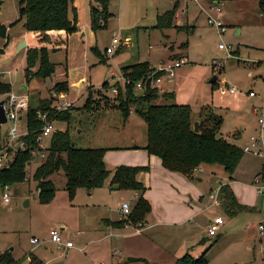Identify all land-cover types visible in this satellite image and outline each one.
<instances>
[{
  "label": "rangeland",
  "instance_id": "1",
  "mask_svg": "<svg viewBox=\"0 0 264 264\" xmlns=\"http://www.w3.org/2000/svg\"><path fill=\"white\" fill-rule=\"evenodd\" d=\"M211 1L110 0L108 26L97 31L91 27L88 2L86 11L82 12V24L87 32H73L62 48L56 51L48 44L50 60L56 63V72L52 76H34L29 82L26 80L27 49L38 47L28 41V45L11 54V58L9 55L3 58V54H0V72L5 73V76H0V81L4 79L11 84V93L27 94L32 106L52 96L58 81H68L69 91L65 96L57 97L54 104L60 109L70 106L72 118L70 122L53 121L54 125L57 129L70 130L74 147H104L111 150L107 163L110 169L126 165L122 161H136V154L129 151L135 148L146 150L147 123L136 110L139 103L131 105V113L126 119L120 109L105 106L106 97L113 101L117 95L113 91L116 84L124 86L121 77L124 67L141 61L159 67L186 57L187 61L176 69L173 78L163 79L160 90L167 91L169 82H174L172 87L176 88L178 98L193 104L194 119L199 117L204 105L211 103L213 98H230L231 93H223L219 86H215L217 83L220 85L223 78L239 88L232 98H236V94L247 95L245 104L255 98L249 95L250 89L264 93V16L259 11L261 0H224L220 14L209 8ZM19 2L4 0L2 4L0 23L8 26L9 39L0 38V47L5 46L7 40L9 44L18 30L27 32L25 20L17 21ZM173 8L176 9L173 26L157 28L158 15ZM208 13L218 16L224 23V33L221 34L215 25L208 22ZM179 26L183 28L179 29ZM32 34L37 36L34 32ZM33 35H29L32 41L35 39ZM114 36H119L122 44L116 45L113 53H108L106 49L112 44ZM220 44L232 45V51H235L233 56H228L227 50L221 49ZM215 75L218 80L214 85L209 80ZM105 83L107 86H104ZM135 92L139 94L141 91L136 89ZM3 95L7 97L9 94L0 95V99ZM89 98L93 99V107L88 110L85 105ZM177 101L174 97L160 96L152 103L168 104ZM251 110L253 106L251 108L248 103L244 106V114L234 110H226L222 114L218 111L225 119L219 135L226 139L232 137L235 130L241 128L239 123L246 119ZM23 115L19 124L27 131V116L24 112ZM8 128V122L2 124L3 132ZM247 129L241 128L238 143L241 144L249 135L250 132L245 133ZM51 135L46 134L43 138V145L47 148ZM130 146L132 148L125 149ZM46 152L41 150L27 165L28 180L25 178L10 186L8 202L3 198L4 189L0 185V264H7L1 261L3 255H9L15 264H30L31 255L41 257L48 264H97L106 257L108 247L105 241L101 243L90 239L95 230L92 228L93 219L88 218L93 215L123 217L125 213L121 204L129 202L132 210L137 202L134 192L111 191L105 183L94 195H89L90 191L82 188L71 199L66 189V172L61 169L51 176L57 190L53 198L45 203L40 198L34 173ZM263 163V158L245 153L232 174L215 164L195 169L192 181L186 182L190 181V189H196L204 195L202 201L198 202L201 209H210H205L207 216H198L193 223L201 240L192 246L189 252L192 256L197 258L206 253L207 264H264V233L259 234V220L264 215V194L257 191L258 212L235 217L229 216L224 207L211 206L209 197L211 188L217 187L221 181L229 183L231 177L244 183L241 189L254 184L256 173ZM199 177L204 181L199 182ZM97 201L102 204L99 209L93 205ZM219 213L225 218V228L219 230L217 236L205 239L204 224L207 217L211 214V218H214ZM61 225L65 226L61 231L64 241L72 240L73 247L58 246L50 240V229L60 228ZM32 237L38 238L41 243H32ZM115 264L154 263L116 259Z\"/></svg>",
  "mask_w": 264,
  "mask_h": 264
},
{
  "label": "trees",
  "instance_id": "2",
  "mask_svg": "<svg viewBox=\"0 0 264 264\" xmlns=\"http://www.w3.org/2000/svg\"><path fill=\"white\" fill-rule=\"evenodd\" d=\"M75 0H20L19 18L25 20V29L31 33H38L40 45L27 49V64L25 77L29 82L34 76L47 78L56 72V63L49 57L50 48L59 50L67 42V37L79 30V15L74 4ZM110 0H90L91 27L94 31L108 26ZM259 11L264 16V0L259 3ZM176 9H170L158 15L156 27L160 29L173 26ZM15 24V23H14ZM13 24V25H14ZM183 26H179V29ZM65 31L66 37L55 35V32ZM0 38L9 39L8 26L0 23ZM33 43L32 40L29 41ZM185 45V44H183ZM0 47V54H4L5 48ZM95 49V48H94ZM151 66L148 61H141L124 67L122 75L127 83L122 86L117 83V95L114 100L106 97V107L118 108L125 119L131 113V105L139 103L137 112L144 117L147 123L146 151L150 155L160 158L163 167L172 172H177L187 178H193L194 171L203 164L220 165L224 170L232 174L245 152L243 147L233 143L220 134L224 123L222 115L218 114L211 105L202 108L200 131L195 132L193 127V110L189 104L178 103H152L160 97V88L151 87L152 77L163 74L162 70ZM145 82V89L136 94V83ZM217 82L214 83V85ZM107 86V83L104 84ZM52 96L43 98L37 106L29 104L26 110L28 130L24 136L29 148L18 152L7 167L0 163V185L12 186L13 183L25 180L27 165L31 160V149L37 148L36 138L41 133L45 124L39 117V113H46L49 121L70 122L72 110L58 108L54 102L61 94L69 91V83L66 80L58 81L54 85ZM12 91L9 82L0 81V95L9 94ZM173 97L171 92H168ZM93 99L89 98L85 109H91ZM5 131L0 124V137H4ZM3 141L0 140V150ZM104 147H74L70 130L57 129L51 135L50 145L42 163L34 173L40 198L43 202H49L55 195L56 184L51 176L64 169L67 176L66 189L71 199H74L79 189L92 191L104 186L112 175L111 190H133L141 194L133 209L120 221L113 222L105 219L104 222L115 227L127 224H138L143 221L152 210L151 201L144 196L145 185L138 180L141 171L150 169L148 165H118L110 169L106 163ZM264 165L262 166V169ZM262 172V171H261ZM222 194V197H221ZM220 198L225 203L226 211L231 216L242 211H250L253 208L239 202L237 196L229 185L221 187ZM143 260L142 258H129L128 261ZM1 261L7 264H15V260L9 255L1 256ZM206 253L195 258L189 252L179 257L174 264H207ZM31 264H44L35 255H31Z\"/></svg>",
  "mask_w": 264,
  "mask_h": 264
},
{
  "label": "crops",
  "instance_id": "3",
  "mask_svg": "<svg viewBox=\"0 0 264 264\" xmlns=\"http://www.w3.org/2000/svg\"><path fill=\"white\" fill-rule=\"evenodd\" d=\"M88 2L90 4V0L74 1V4L79 14L78 32L84 31L83 34L87 32V29L85 25L82 24V12L86 11ZM22 26L24 28V23H22ZM29 35H33V34L28 31L26 32L23 29L18 30L17 33L14 34L13 39L9 42L8 46L5 48V54H3L2 57L5 58L7 55H9L10 57L11 54L17 52L18 45L22 40L25 39L27 42L30 41ZM36 35L37 36L34 35L32 36L33 38H35L33 39V44H32L33 46L40 45V42L37 40L39 34L36 33ZM55 35L60 36L62 38L66 37L65 31L55 32ZM68 38L69 36L67 37V41ZM2 80L6 81L4 79ZM226 80L229 82L227 78H223L221 82ZM173 85L174 82H169L168 84L169 87H167L168 90L165 92H161L160 90V96L172 97L168 95L170 94L168 92H171L175 100H178L176 103L189 104L192 106V110H193L192 103H190L189 101H182L181 99L178 98L179 94L177 93L176 88L172 87ZM215 86L218 87L219 83H217ZM251 91H253V89L249 90V92ZM231 94L234 95L233 93ZM232 95L230 96V98H227L226 96L224 97L220 96L217 98L215 97L212 99L213 101L207 105H211L216 112L219 111L221 114L223 113V111L226 110L228 111L234 110L244 114L245 112L244 106H247L248 103L251 108L253 106V110H251V113L248 114V116L246 117L245 120H243V122L239 123V127L248 128L245 131V133L250 132L249 135L242 140V142L246 143L249 142L250 136L256 134L258 131V117L255 108L264 105V93L263 92L260 93L256 91L255 98L249 99L251 101H248L247 104H245L246 101L248 100L247 95L242 96L240 94H236V98H232ZM214 99H216V101ZM241 128H237L234 134L232 135V137H227V140L236 143L240 146H243V144L245 143L241 142L240 144L237 142L238 138L241 137V133H242ZM128 148H132V146L126 147L125 149L127 150ZM135 149L136 150H132L129 152L136 154V161L129 160L122 162L127 163L126 165H148L151 168L150 171L149 170L141 171L138 174V180L141 181L146 187L144 196L151 201L152 210L150 213L146 215L145 219L139 222L138 224L131 223L121 227H115L111 224L104 222V220L108 219L110 221L117 222L122 220L126 216L125 214H123V217L121 216L119 218H115L110 215L108 217H105L107 215L104 216L93 215L90 218H88V220H90L91 218L93 219L92 228H94L93 229L95 230L94 233H96L95 235L93 233V236H90V239L92 241L101 242V243L105 241V245L108 247L107 249L108 252H106V257L104 259H101L102 261H99L97 264H115L116 259L127 262L129 258H142L143 260H147L148 263L150 262L154 264H174L179 257L190 252L192 246L200 242L201 240L199 237L200 233L198 230L194 229L193 223L195 222L198 216H207L205 212L206 210L208 211L207 208L210 209V207L205 208L206 209L205 210V209H201V207L199 206L198 202L202 201L204 195H202L201 192L197 191L196 189L193 188L190 189L191 187V184L189 183L190 181L186 182L193 178L190 179L180 173L168 171L163 167L159 157H157L156 155H150L146 150H137V148ZM110 153L111 150L108 149L105 156L106 163H108L109 160L108 157H111L109 156ZM135 162L137 163L135 164ZM207 165L210 164H203L201 166H207ZM261 171L262 168L259 169L256 174L259 175ZM112 175L109 178V180L106 182L105 184L106 187L110 186ZM197 180H199V182L204 181L202 177H199ZM241 184L244 183L239 181L237 178L232 179L231 177L229 183H225L221 181L217 187L211 188L210 190V194H211V192H213L218 187L229 185L230 188L235 193V195L237 196V199L239 200L240 203L253 208V210L242 211L232 217L241 216L243 214L250 216V214L252 213L254 214L259 211V208H257L256 205L258 192L254 184L253 183L249 184L248 185L249 187H245L243 189H241V187L244 186H242ZM101 188L90 191L89 195H94L95 191ZM109 190H111L110 187ZM111 191H118V190H111ZM133 192H134V197H136L135 199L137 200L141 193L139 191H133ZM218 198H219V203L213 204V199L210 197L211 206L219 205L221 208L222 207L226 208L225 203H223L222 198H220V195H218ZM93 205L94 207H97V209L102 207V204L98 201L93 203ZM228 215L231 216L230 214ZM216 216H222L224 219V222L220 225L219 230L225 228L226 221L224 216L221 215L220 213L214 215V218ZM207 218H208L207 221H205L206 224H204L205 239L215 237V236H210L208 234V225L212 222L214 218H211V214H209V217ZM263 219H264V215L259 220V225L263 221ZM60 228L61 230H64L65 226L61 225ZM259 234H261L260 229H259ZM256 240L257 239L255 238L254 241ZM119 255L121 257H119ZM115 256H118L119 258L118 257L116 258ZM38 258L41 259L44 262V264H48L46 260L42 259L41 257ZM29 261L31 264V257H29Z\"/></svg>",
  "mask_w": 264,
  "mask_h": 264
},
{
  "label": "built area",
  "instance_id": "4",
  "mask_svg": "<svg viewBox=\"0 0 264 264\" xmlns=\"http://www.w3.org/2000/svg\"><path fill=\"white\" fill-rule=\"evenodd\" d=\"M223 5H224V0H213L211 1L209 8L217 12V14H220L223 11L222 8ZM208 22L210 24L215 25L221 34L226 31V27L224 23L219 19L218 16H214L211 13H208ZM119 44H122V39L119 36H114L112 38V44L108 46V48L106 49L107 52L113 53L114 48L116 47V45ZM219 47L221 49H226L228 52V56H233L234 51H232L233 49L232 45L220 44ZM186 61H187L186 58L176 59L173 62H170L169 64H165L157 67L156 70H162L163 74L160 76L152 77L151 87H160L165 77L170 79L173 78L175 76L176 69L182 66V64L185 63ZM121 77L124 80V85H125L127 83V79L123 75ZM145 87H146L145 82L142 80L137 82L135 86V88L140 91H143ZM219 90L223 93H227V92L235 93L237 92L238 87L235 85H231L230 82L226 80L219 85ZM113 91L116 92L117 94L118 92L117 87L113 88ZM249 95L255 96L256 92L251 91L249 92ZM61 96L63 97L65 95L61 94L60 97ZM1 99L4 100L3 105L5 108L7 122L10 124V128L5 130V132L7 131V134L4 133L5 135L4 137H0V140L3 141V147L0 150V163L8 167L10 165V162L14 159V156L18 152L25 151L26 149L29 148L26 139H24V136L27 134V131L26 130L24 131L21 125L19 124V122L23 120L24 117L23 112L26 113V110L29 107V98L28 95L24 93L22 94L9 93L7 97L3 95ZM67 107L70 106H66L62 109H65ZM255 111L258 117V131L256 134L250 136L249 142H247L243 146V150L245 153H251L264 159V105L260 107H256ZM39 117L43 121H45V124L42 128L41 133L35 139L38 145L37 148L31 149L32 157L30 162H32L33 158L36 157V154H38L41 150H47V147L43 145L44 136L46 134H51L55 130H57V127L54 125V122L52 120L51 121L48 120V116L46 113H39ZM46 153H44L43 156L46 157ZM26 180H28L27 175H26ZM254 184L256 186L257 191L259 193L264 194V168L262 169V172L256 176ZM3 189H4L3 198L6 202H8L11 192L10 186L6 185L4 186ZM220 189L221 187H218L210 194V197L213 199V204L219 203L218 195ZM121 208L126 215L131 211L129 202H123L121 204ZM223 222L224 219L222 216H216L212 220V222L208 225V234L210 236H216L220 228V225ZM259 229L261 231V234H263L264 219L260 223ZM61 231H62L61 228H51L50 229L51 240L56 244H58V246L65 245L66 247H73L74 242L72 240L64 241ZM31 242L36 245L41 243V241L36 237H32Z\"/></svg>",
  "mask_w": 264,
  "mask_h": 264
},
{
  "label": "water",
  "instance_id": "5",
  "mask_svg": "<svg viewBox=\"0 0 264 264\" xmlns=\"http://www.w3.org/2000/svg\"><path fill=\"white\" fill-rule=\"evenodd\" d=\"M4 3V0H0V11L2 9V4ZM26 25V23H25ZM240 32V30H238ZM27 46V41L24 39L22 42L19 43L18 45V50H20L21 48H24ZM0 76H5L4 72H0ZM218 80V76L215 75L213 76L212 79L209 80V83H215ZM4 100L0 99V124H4L7 122V117H6V113H5V108H4ZM200 124H201V119L199 117H196L193 121V127H194V131L195 132H199L200 131ZM5 134H7V131L5 132Z\"/></svg>",
  "mask_w": 264,
  "mask_h": 264
},
{
  "label": "bare ground",
  "instance_id": "6",
  "mask_svg": "<svg viewBox=\"0 0 264 264\" xmlns=\"http://www.w3.org/2000/svg\"><path fill=\"white\" fill-rule=\"evenodd\" d=\"M22 41H23V40H22ZM22 41H21V42H22ZM27 43H28V42H27Z\"/></svg>",
  "mask_w": 264,
  "mask_h": 264
}]
</instances>
